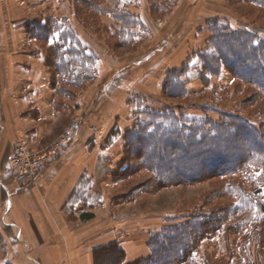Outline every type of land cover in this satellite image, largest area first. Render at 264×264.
Returning a JSON list of instances; mask_svg holds the SVG:
<instances>
[{"label": "rangeland", "instance_id": "1", "mask_svg": "<svg viewBox=\"0 0 264 264\" xmlns=\"http://www.w3.org/2000/svg\"><path fill=\"white\" fill-rule=\"evenodd\" d=\"M11 4L8 28L15 41L6 38L7 47L0 51V239L13 238L2 185L14 189L10 157L15 140L27 136L37 151L78 121V136L65 151L110 148L89 157L95 163L90 172L91 202L96 205L99 199L95 209L105 208V218L97 223H109L112 230L154 226L160 236L167 228L190 225L195 219L215 220L217 225L208 227L198 246L185 257L179 246L163 264H264L261 164L218 174L232 167L237 156L220 157L208 166L209 155L191 157L198 147L190 150L191 155L179 149L173 163L177 171L195 164L217 168L207 170L199 181H181L170 172L172 156L166 158L164 148H148L158 135L174 136L184 121L210 118L229 125L234 117H245L255 131L262 130L264 93L237 74L253 75L242 65L251 51L243 47L241 37L224 45L230 37L225 32L219 40L216 30L246 31L249 38L264 42V7L250 0H12ZM125 12L130 17L122 22L119 17ZM216 45L236 59L235 64L227 66L219 59ZM259 80H264L262 74ZM20 131L26 134L18 135ZM187 135L180 139L187 142ZM244 137L238 144L247 148L260 140L252 132ZM220 147L216 144L213 149ZM147 153L154 154V160L141 158ZM74 205L70 209L87 208ZM102 250L100 256L110 258L111 264L125 255L116 244ZM143 258L133 264H146Z\"/></svg>", "mask_w": 264, "mask_h": 264}, {"label": "crops", "instance_id": "2", "mask_svg": "<svg viewBox=\"0 0 264 264\" xmlns=\"http://www.w3.org/2000/svg\"><path fill=\"white\" fill-rule=\"evenodd\" d=\"M11 3L12 0L10 3L0 0V51L7 47V39L15 41L14 32L8 28ZM10 25L14 26L12 21ZM6 73L9 74L8 68ZM22 134L26 132L20 131L18 135ZM109 149L69 148L36 181L21 183L13 178L12 191L6 184L2 185L7 193L6 206L11 211L8 226L13 238L0 239V264H111L110 258L100 256L102 249L111 244L118 245L125 253L115 264H133L142 256L148 257L151 250L147 243L159 235L158 228L141 225L129 230L118 226L112 230L109 223H97L105 218L102 211L105 208L95 209L101 202L99 199L96 205L91 202L94 179L90 172H94L95 163L89 162V157L95 151L104 154ZM74 202L76 208L80 204L87 208L72 210ZM87 212L94 217L83 219L81 215Z\"/></svg>", "mask_w": 264, "mask_h": 264}, {"label": "trees", "instance_id": "3", "mask_svg": "<svg viewBox=\"0 0 264 264\" xmlns=\"http://www.w3.org/2000/svg\"><path fill=\"white\" fill-rule=\"evenodd\" d=\"M250 1L256 5L264 7V0ZM125 13L120 15L119 17V20L122 22L125 21L127 17H130L127 12ZM225 32L230 38L227 39L229 41L225 40L226 43H224V45L228 43H236L240 40L239 37H241L245 43V46L243 47H245L246 49H250L251 51V57H245L242 65L246 67V69L251 70V73H253V75L249 77L248 75H243L239 72H237V74L246 81L252 82L257 85L264 93V80L262 82L259 80V76L261 74L264 76V42L255 37L249 38V33L246 31L237 32L230 30L228 32L227 30L225 31L224 29L219 28L216 30L217 38L219 40H223L222 34ZM245 40H247L248 44H250V47H248ZM216 44H218V42ZM216 48H219L220 52L217 51L215 55L219 57V59H221L224 63L226 62V65L228 64L227 66L235 64L236 59L228 57L229 55L227 56L226 53L220 50V46L218 47V45H216ZM212 57L215 58L214 56ZM229 123V125L226 123H213L210 118H208L207 120H203L202 122H196L193 120L189 122L184 121L180 130L175 135L173 134L174 136L161 138L162 135L157 134L158 137L155 139L158 141L148 143V148H152V151H157L160 150V148H164L162 151H164V153L166 154V158L169 159L172 156L170 172L172 171L174 175L178 174V177H181V181H199L200 179L206 177L202 175H204L207 170H212L213 168H207V166H204L202 164H195L194 167H190L186 169V171L185 169H183V171H177L176 165H174L173 163H175V161L178 159V156L176 157L175 153L179 149L187 152L186 154L191 155L189 154L190 150H194V147H198L197 151H195L196 153L191 155V157L195 159L201 155H209V162L211 163L208 166H211L213 162L218 161L220 157L235 158L237 156L236 163H234L232 167L224 171L218 170V174H231L240 169L246 168L251 163L258 166L261 164L260 167L264 168V124L262 126V130L260 132H257V130L255 131L252 123L245 117H234L233 122L229 121ZM185 132L188 133V135L186 136V139H188L187 142H183L180 139V136H184ZM249 132H252L256 138L260 139L257 146L247 148L246 146L239 145V141L244 142V135L248 134ZM216 144H220L221 147L215 151V148L213 149V147ZM222 144H225L224 148L222 147ZM210 145L212 147H210ZM232 146H235L237 149L231 148ZM235 150L236 153H234ZM215 152H217V154H215ZM157 154L161 153L158 152ZM214 154L216 156H214ZM154 157V154L147 153L146 156L143 154V157L141 158L149 161L154 160ZM155 165L157 167L155 168V171H157L158 174L160 173V171L162 173V162L158 161L155 163ZM186 172H189L188 177L186 176ZM211 175L214 176L216 174ZM81 216L83 219H90L94 217V214L87 212L83 213ZM216 225L217 222L215 220H212L210 222L207 220L199 221L198 219H195L194 221L190 222V225L183 224V226L180 225L177 228L172 227V230H170V228H167V230H165L167 233L166 235L164 234V231L160 236H155L150 240L149 243L151 248V255L148 258H144L142 262H145L146 264H163L167 255L170 254V252H172L173 250L177 251L176 248H179V246L184 254L183 257H185L190 250L198 246L201 241L199 237L202 238L208 227L211 226L212 228H214ZM188 227L190 228V230L188 229ZM187 230H189L188 234L186 233ZM174 231H182L183 233L187 234L186 238H181L174 234L169 235V232ZM200 232L202 234H200Z\"/></svg>", "mask_w": 264, "mask_h": 264}, {"label": "built area", "instance_id": "4", "mask_svg": "<svg viewBox=\"0 0 264 264\" xmlns=\"http://www.w3.org/2000/svg\"><path fill=\"white\" fill-rule=\"evenodd\" d=\"M79 129V122L75 121L53 143L37 151L31 148V142L27 136H21L16 141L10 157L11 168L15 171V180L29 183L40 178L54 158L74 142Z\"/></svg>", "mask_w": 264, "mask_h": 264}, {"label": "snow or ice", "instance_id": "5", "mask_svg": "<svg viewBox=\"0 0 264 264\" xmlns=\"http://www.w3.org/2000/svg\"><path fill=\"white\" fill-rule=\"evenodd\" d=\"M49 42L51 43L52 41L50 40Z\"/></svg>", "mask_w": 264, "mask_h": 264}]
</instances>
